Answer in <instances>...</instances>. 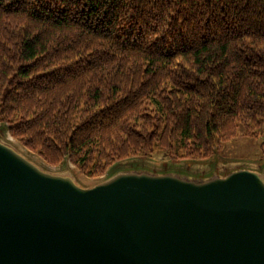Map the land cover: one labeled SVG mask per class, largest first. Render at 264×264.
Segmentation results:
<instances>
[{
    "label": "trees",
    "instance_id": "1",
    "mask_svg": "<svg viewBox=\"0 0 264 264\" xmlns=\"http://www.w3.org/2000/svg\"><path fill=\"white\" fill-rule=\"evenodd\" d=\"M0 122L89 176L264 151V0H0Z\"/></svg>",
    "mask_w": 264,
    "mask_h": 264
},
{
    "label": "water",
    "instance_id": "2",
    "mask_svg": "<svg viewBox=\"0 0 264 264\" xmlns=\"http://www.w3.org/2000/svg\"><path fill=\"white\" fill-rule=\"evenodd\" d=\"M0 264H264V174L127 170L83 186L0 138Z\"/></svg>",
    "mask_w": 264,
    "mask_h": 264
},
{
    "label": "rangeland",
    "instance_id": "3",
    "mask_svg": "<svg viewBox=\"0 0 264 264\" xmlns=\"http://www.w3.org/2000/svg\"><path fill=\"white\" fill-rule=\"evenodd\" d=\"M0 125H1V128L2 127L4 128V129L2 128L3 129L2 131L6 130L7 133L10 134L7 129L6 124L0 122ZM261 142H262V137L257 138V137L246 136L244 134L243 127L240 126L238 129L237 135L233 139L228 140L225 143H223L222 146L219 149H217V151L214 154H212L210 157L204 160H200V161H181L180 160L176 162V161H172L171 159H169L167 156L163 155L162 153H155L151 157H139V158L137 157V158H131L128 160H124V162L128 163V166H129L128 168L126 167L125 169L139 168L140 167L139 165L146 163L148 161L146 164H148L149 166L147 167H149L148 169H150V171L152 172H170V171H173L175 167L180 166V165L190 166L193 164H200V165L205 166V168H207V170L201 169L202 170L201 175H206V172L208 173V171H212L214 169L220 170L222 173H227L237 168H249V169H253V170L263 173L264 171V151L261 148ZM33 153L37 154L36 152H33ZM43 160L47 163V165L53 168V170H49V171L54 172V173H64L66 172V169L64 168L65 164L67 162L72 164L81 174L86 176L88 179L93 180L90 186L104 181V180H100L101 179L99 178L100 175L89 176L88 174L84 173L83 171H81V169L77 165L73 164L68 158H65L59 164H49L45 159ZM120 164H123V162L122 163L119 162L115 166L120 165ZM208 168H211V169H208ZM116 171H119V169L116 168V169L111 170L110 175H112Z\"/></svg>",
    "mask_w": 264,
    "mask_h": 264
},
{
    "label": "bare ground",
    "instance_id": "4",
    "mask_svg": "<svg viewBox=\"0 0 264 264\" xmlns=\"http://www.w3.org/2000/svg\"><path fill=\"white\" fill-rule=\"evenodd\" d=\"M3 128V127H2ZM1 128L0 125V138L6 142L7 144H9L11 147H13L17 152L21 153L23 156H25L27 159H29L30 161H32L33 163H35L36 165H38L39 167H41L42 169L45 170H53V168H51L49 165H47V163L41 158L39 157L37 154L31 152L30 150H28L27 148H25L24 146H22L19 141L13 137L10 136V134L7 133L6 130L2 131L3 129ZM123 164L117 165L116 164L112 165L110 168H108V170L99 176V178H101L100 180H106L107 178H109V176L111 177L112 175L116 174L117 172L120 171H127V170H147L150 171V169H148L149 166L146 163H143L141 165H139V168H134V169H125L126 167L128 168V163L122 161ZM120 162V163H122ZM114 166V167H113ZM66 172L71 174V176L81 185L83 186H90L91 183L93 182V180L88 179L86 176H84L83 174H81L72 164L70 163H66L65 167ZM118 168L119 171L114 172L112 175H110V171L113 169ZM121 168V170H120ZM204 168V169H203ZM207 170V168H205V166L200 165V164H193L190 166H177L173 169V171L170 172H174V173H178V174H183V175H187V176H193V177H199V178H203V177H209L212 174H219V175H225L226 173H222L220 170H212V171H208V173L206 172V175H201V171L202 170ZM211 169V168H208ZM235 170V169H234ZM198 171V172H197ZM230 172V171H229ZM228 173V172H227ZM264 174V171H263Z\"/></svg>",
    "mask_w": 264,
    "mask_h": 264
}]
</instances>
